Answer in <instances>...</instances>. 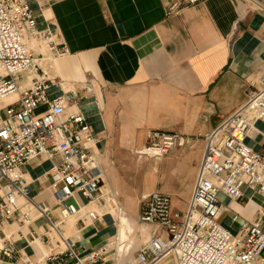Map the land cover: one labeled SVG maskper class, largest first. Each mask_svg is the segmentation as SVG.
Here are the masks:
<instances>
[{
	"label": "crops",
	"instance_id": "1",
	"mask_svg": "<svg viewBox=\"0 0 264 264\" xmlns=\"http://www.w3.org/2000/svg\"><path fill=\"white\" fill-rule=\"evenodd\" d=\"M24 1L37 28L49 31L54 43L67 50L52 58L42 40L27 37L29 50L50 80L48 95L77 94V105L69 106L67 113L86 118L98 141L95 150L105 169V189L121 195L126 213L118 223L101 202L88 203L75 194L67 203L75 213L61 229L81 257L108 246L105 260L95 264H135L149 239L165 233L137 221L140 200L131 188H140L143 181L145 190L135 191L136 196L143 194L142 199L159 190L170 197L174 211L185 212L204 152L203 136L245 103L264 71V0H204L175 15L166 13L172 0ZM7 101L0 106L14 99ZM148 131L192 139L158 159L149 184L143 179V157L150 158L144 155ZM245 143L264 153L263 122H253ZM133 155L139 157L130 158ZM56 161L39 155L21 173L30 197L57 218L61 207L50 178ZM122 169H131L133 176L125 178ZM242 193L239 201L218 195L228 208L219 222L232 234L264 213L260 195L245 187ZM31 216L27 226L5 225L2 237L20 256L37 263L47 254L46 236L51 235L43 218L33 212ZM127 241L131 243L123 245ZM1 264L11 263L3 258ZM163 264L175 262L168 259Z\"/></svg>",
	"mask_w": 264,
	"mask_h": 264
},
{
	"label": "built area",
	"instance_id": "2",
	"mask_svg": "<svg viewBox=\"0 0 264 264\" xmlns=\"http://www.w3.org/2000/svg\"><path fill=\"white\" fill-rule=\"evenodd\" d=\"M203 1L172 0L166 13L175 15ZM27 37L42 40L52 58L67 54L49 31L37 28L24 0H0V105L14 99L0 106V264L3 258L11 264L99 263L105 260L108 246L81 257L74 241L64 235L61 224L75 213L68 201L79 194L88 203L101 202L118 223L126 213L119 193L105 189V169L95 150L98 141L86 118L67 113L69 106L77 105V94L49 97L50 80L29 50ZM254 121L264 123V71L245 103L203 136L204 152L185 212L174 211L170 197L159 190L139 201L137 221L157 226L165 237L154 234L138 252L135 264H163L168 259L175 264H264V213L235 234L219 222L228 210L219 194L239 201L245 187L264 200V153L245 143ZM190 141L175 132L148 131L144 154L161 158ZM39 155L58 158L50 171L53 197L61 207L57 218L30 197L21 173ZM31 212L45 220L51 235L46 236L47 254L37 263L20 256L2 237L5 225H29Z\"/></svg>",
	"mask_w": 264,
	"mask_h": 264
},
{
	"label": "rangeland",
	"instance_id": "3",
	"mask_svg": "<svg viewBox=\"0 0 264 264\" xmlns=\"http://www.w3.org/2000/svg\"><path fill=\"white\" fill-rule=\"evenodd\" d=\"M5 102H8V101H4L3 103H5ZM145 155V154H144ZM147 156H149V155H147ZM135 158V159H137L139 156H137V155H133V156H131L130 158ZM150 158H146V157H143V158H145V161L147 162L146 163V176H144L143 177V179H146L147 181L149 180V179H152L151 177H150V174H151V171L153 172L154 171V169L156 168V163H157V161H158V159H160V157H151V156H149ZM162 158V157H161ZM122 173H124L126 176H125V178H128V177H130V176H133V174H134V172L131 170V169H125V171H124V169H122V172H121V174ZM138 183V182H137ZM147 184H149V181L148 182H146ZM139 184V183H138ZM142 185H141V187L140 188H137L138 186H133L132 188H131V192L133 193L132 195H134L135 197H136V199L135 200H141V196L143 195V194H141L140 196L139 195H137L136 196V194H135V191H137V190H140V193H142L143 192V190H145V187H144V185H145V182H143L142 181V183H141ZM144 193H147V192H144ZM147 195V194H146ZM121 196V195H120ZM132 239V237H130L129 238V240H131ZM131 243V241H127V243H124L123 245H125V244H127V245H129ZM126 245V246H127ZM132 252V251H131ZM134 257L136 256L135 254L133 255Z\"/></svg>",
	"mask_w": 264,
	"mask_h": 264
},
{
	"label": "bare ground",
	"instance_id": "4",
	"mask_svg": "<svg viewBox=\"0 0 264 264\" xmlns=\"http://www.w3.org/2000/svg\"><path fill=\"white\" fill-rule=\"evenodd\" d=\"M7 100H9V99H7ZM7 100H4V101H7ZM119 217H120V216H119ZM123 253H124V252H123V251H121V252H120V255H122ZM125 253H126V252H125Z\"/></svg>",
	"mask_w": 264,
	"mask_h": 264
}]
</instances>
